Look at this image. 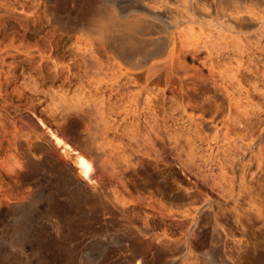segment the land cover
Wrapping results in <instances>:
<instances>
[{"label":"rangeland","instance_id":"374dc122","mask_svg":"<svg viewBox=\"0 0 264 264\" xmlns=\"http://www.w3.org/2000/svg\"><path fill=\"white\" fill-rule=\"evenodd\" d=\"M60 2L0 0V264H264V0Z\"/></svg>","mask_w":264,"mask_h":264},{"label":"bare ground","instance_id":"6f19581e","mask_svg":"<svg viewBox=\"0 0 264 264\" xmlns=\"http://www.w3.org/2000/svg\"><path fill=\"white\" fill-rule=\"evenodd\" d=\"M63 1V0H62ZM60 2V0H59ZM62 4V2H60ZM71 3V2H70ZM78 3V2H77ZM66 4V3H65ZM59 5V4H58ZM225 5V4H224ZM54 6V5H53ZM52 6V7H53ZM74 6V5H73ZM190 7V5H189ZM94 8V7H93ZM92 8V9H93ZM112 8V7H111ZM48 9V8H47ZM59 9V8H58ZM91 9V10H92ZM103 10V8H100ZM98 8V11L101 12ZM191 9H192V6H191ZM195 9V7H194ZM49 10H52L51 7ZM48 10V11H49ZM85 10V9H84ZM87 10V9H86ZM106 10V9H105ZM247 10V9H246ZM53 11V10H52ZM51 11V12H52ZM94 11V10H93ZM96 11V10H95ZM104 11V10H103ZM115 11V10H113ZM248 11V10H247ZM91 12V11H90ZM96 13V12H95ZM93 13V14H95ZM103 13V12H102ZM100 13L102 16H104L103 14H105V18H104V21L103 22H99L98 23V28L99 30L101 31H98V32H104L101 33L102 35H104L106 37V35L108 34V39L110 40L111 44L116 48L118 54H120V56L122 58H126L124 60H130V63L134 62L135 66L136 67H139L141 66L142 62H136L134 60H132L134 57L136 56H142L143 57V61H147V60H150V59H154V58H158L160 57L163 52H164V49L167 47L168 45V39H164V42H160L159 40L156 41V42H152V40H148V39H142L143 35H147V31L150 29L149 27L152 26L148 23H151L152 22H149V21H144L143 19H141L137 14H135L134 16L131 17V19H127L128 21H124V22H120L117 18V16L114 14V12H112L111 10H106V12H104L103 14ZM233 13V12H232ZM53 15V13H51ZM76 14V13H75ZM100 14H99V17H100ZM149 14H151L149 12ZM234 14V13H233ZM97 15V14H96ZM152 15V14H151ZM154 15V14H153ZM82 16V15H81ZM198 16V15H197ZM217 16V15H216ZM225 16V15H224ZM246 17V16H245ZM102 18V19H103ZM218 18V17H217ZM237 18V17H236ZM93 19V18H92ZM248 19V18H247ZM79 20V19H78ZM81 20V19H80ZM79 20V21H80ZM86 20V19H85ZM87 20H89L87 22ZM86 20V23H89L90 22V19H87ZM100 20V19H99ZM172 20V18H171ZM64 21V20H63ZM77 21V20H76ZM82 23H83V19L81 20ZM80 21V23H81ZM94 21V20H93ZM101 21V20H100ZM202 21V20H201ZM85 22V21H84ZM96 22V21H94ZM92 22V23H94ZM74 23V22H73ZM91 23V25H92ZM64 24V23H63ZM69 24V23H68ZM79 24V22H78ZM90 24V23H89ZM97 24V23H96ZM224 24V23H223ZM238 24V23H237ZM72 25V24H71ZM75 25V24H74ZM80 25L83 26V24H79L77 25V27H80ZM86 25V24H84ZM150 25V26H149ZM87 26L92 29L88 24ZM85 26V27H87ZM96 26V27H97ZM157 26V25H156ZM84 27V28H85ZM87 27V28H88ZM96 27H93L95 29H93L94 31L98 30ZM155 27V26H154ZM88 28V30H89ZM152 28V27H151ZM158 29V28H157ZM82 31L84 29H81ZM80 30V32H81ZM86 30V29H85ZM85 30L83 32H85ZM153 30V29H152ZM90 31V30H89ZM92 31V30H91ZM154 32V30H153ZM86 33V32H85ZM107 33V34H106ZM110 33V34H109ZM151 33V31H150ZM166 33H169V32H166ZM99 34V33H98ZM106 34V35H105ZM90 35V34H89ZM140 36V38H138L137 36ZM80 36V35H79ZM108 39L106 38V40L108 41ZM91 40V39H89ZM87 40V41H89ZM171 40V39H169ZM104 41V40H103ZM96 42V40H95ZM99 42V41H98ZM167 42V43H166ZM73 43V42H72ZM87 43V42H86ZM93 44L94 41H93ZM77 45V44H76ZM79 45V44H78ZM88 45V44H87ZM89 47V46H88ZM112 49V48H111ZM114 50V51H116ZM86 51V50H85ZM77 52V51H76ZM87 52V51H86ZM117 52H114L117 54ZM77 54V53H76ZM82 55V54H81ZM121 58V59H122ZM134 67V66H133ZM61 75V74H60ZM61 92V91H60ZM62 94V93H61ZM63 96V95H62ZM58 97V96H57ZM71 100V99H70ZM62 101V100H61ZM58 103V102H57ZM75 103V102H74ZM79 103V102H78ZM56 104V103H55ZM60 104V103H59ZM59 107V106H57ZM70 107V106H69ZM57 142L60 143L61 140L57 138ZM65 148L66 149H70L68 147V145H65ZM75 153V152H74ZM77 165L80 167L81 169V172L83 173V175L85 177H89V173H90V165L88 164V162L82 157L79 155H77L76 157V161ZM149 249V248H148Z\"/></svg>","mask_w":264,"mask_h":264}]
</instances>
